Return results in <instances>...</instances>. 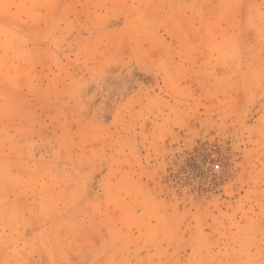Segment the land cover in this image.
<instances>
[{
  "label": "rangeland",
  "instance_id": "rangeland-1",
  "mask_svg": "<svg viewBox=\"0 0 264 264\" xmlns=\"http://www.w3.org/2000/svg\"><path fill=\"white\" fill-rule=\"evenodd\" d=\"M0 264H264V0H0Z\"/></svg>",
  "mask_w": 264,
  "mask_h": 264
}]
</instances>
